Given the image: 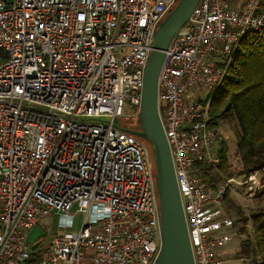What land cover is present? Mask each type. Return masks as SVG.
<instances>
[{"label":"built area","instance_id":"built-area-1","mask_svg":"<svg viewBox=\"0 0 264 264\" xmlns=\"http://www.w3.org/2000/svg\"><path fill=\"white\" fill-rule=\"evenodd\" d=\"M176 1L0 0V264H153L152 153L117 118L126 102L139 115L153 36ZM260 28L264 0H198L164 50L158 113L194 264H223L235 235L222 209L235 176L213 188L198 172L219 162L211 94L240 40ZM257 173L236 182L264 193ZM51 212L59 234L32 260L40 249L28 231Z\"/></svg>","mask_w":264,"mask_h":264},{"label":"trees","instance_id":"trees-1","mask_svg":"<svg viewBox=\"0 0 264 264\" xmlns=\"http://www.w3.org/2000/svg\"><path fill=\"white\" fill-rule=\"evenodd\" d=\"M4 58L5 52L0 49V61ZM210 99L209 122L230 126L236 138L235 148L241 165L238 170L231 167L227 145L221 139L217 142L219 162L209 166L199 164L198 173L203 181L215 188L226 177L235 174L245 177L264 171V28L249 31L243 36L232 54L222 83ZM227 196L224 201L236 210L233 240L236 234L244 235L235 255L246 259V264H264V204L244 212L232 200L228 201ZM231 208L227 212L232 211ZM31 254L32 260H37L44 257L47 250L32 251Z\"/></svg>","mask_w":264,"mask_h":264},{"label":"water","instance_id":"water-1","mask_svg":"<svg viewBox=\"0 0 264 264\" xmlns=\"http://www.w3.org/2000/svg\"><path fill=\"white\" fill-rule=\"evenodd\" d=\"M160 22L143 71L139 129L119 128L148 141L153 154L160 208V246L153 264H194L172 157L158 113V74L164 50L198 0H179ZM39 242L31 245L35 249Z\"/></svg>","mask_w":264,"mask_h":264},{"label":"rangeland","instance_id":"rangeland-1","mask_svg":"<svg viewBox=\"0 0 264 264\" xmlns=\"http://www.w3.org/2000/svg\"><path fill=\"white\" fill-rule=\"evenodd\" d=\"M5 1H11V0H5ZM177 1H179V0H177ZM177 1H176L175 5L178 3ZM165 17H166V15H165ZM231 59H232V57H231ZM230 63H231V61H230ZM207 92L208 91H206V93ZM200 94H203V93L199 92L197 94V96H200ZM209 106H210V103H209ZM133 112H134V107L131 104H128L126 102L124 104V107H123L122 115L117 118V121H118L117 124L120 125L121 127H126V128H130V129H136V128L139 129L138 115L134 114ZM219 126L223 132V134H222L223 136H222V138H220L218 140V142L221 139H223V141H225V143L227 145V152H228L229 161H231V164H232L231 167H234L236 170H238V168L240 167L241 164H240L239 157L237 155V148H235L236 147L235 135H234L232 129L230 128V126L227 125L226 123H220ZM146 143L150 146L148 141H146ZM216 148L218 149V143L216 145ZM150 149H151V147H150ZM217 149H216V151H217ZM152 157H153V154H152ZM234 176H235L236 181H240L244 178V176H242L240 174H235ZM256 177H258V179L260 181L264 182V171H260V172L258 171V173L256 174ZM223 180H221L220 182H222ZM236 181H232L229 185V190L227 193L228 194V196H227L228 201L232 200L234 202V204L240 206L244 212H248V210L254 206L255 207L259 206V205L262 206L264 204V198H263L264 196H262V195L257 196L261 192V190L256 191V190H253L252 187H251V191L255 192L253 194H255L254 196H257V197L249 198V199L248 198L243 199V197L245 195H247V194H249V192H251V191H249L248 187L252 186V183H247V187H245L242 185L239 186ZM220 182H219V184H220ZM241 192L243 193L242 196H241ZM231 207L228 205V203L223 201L222 209H223L225 214H226L227 210L230 209ZM76 208H77L76 205L72 206V210L74 212V220H75L74 221L75 222L74 228H79L81 225L80 221H82L83 215H82V213L76 211ZM235 211L236 210L232 209V211L231 210H230V212L228 211L226 215L230 216L232 219H234V215H236ZM235 218H236V216H235ZM56 223L57 222H56V213L55 212H51V213L41 217L34 225H32V227L28 231L27 240L30 243V245H32L36 242H39V244L36 248L40 249V250H42V249L47 250V247H48L49 243L51 242V240L54 238L55 235L57 236L59 234V231L56 229V226H55ZM248 227H249V225H248ZM233 241H232V243L229 244L230 249H229V251H227L224 258H222L220 256V258L223 261V264H225V263L226 264H246L245 263L246 259L245 260L243 258L240 259L235 255L234 244L236 242L234 243ZM220 255L223 256V254H220Z\"/></svg>","mask_w":264,"mask_h":264},{"label":"crops","instance_id":"crops-1","mask_svg":"<svg viewBox=\"0 0 264 264\" xmlns=\"http://www.w3.org/2000/svg\"><path fill=\"white\" fill-rule=\"evenodd\" d=\"M245 187H247V186H245ZM248 189H249V191H251V186L250 187H248ZM253 193H255V192H253V191H251V192H249V194H247V195H245L244 197H243V199H245V198H255V197H257V196H261V192L257 195V196H254L255 194H253ZM242 192H241V196H242ZM263 196V195H262ZM248 227V226H247ZM250 227V226H249ZM243 236L244 235H241V236H239V234H236V237H235V240L233 241L235 244H234V249H235V254L236 253H238V251L240 250V241H241V239L243 238ZM237 238V239H236ZM230 243H232V242H230ZM230 243H228V244H226L224 247H221L220 248V254H223V256L221 255V257L222 258H224V256H225V254L227 253V251H229V249H230V246H229V244ZM241 259V258H240ZM226 264V263H225Z\"/></svg>","mask_w":264,"mask_h":264}]
</instances>
